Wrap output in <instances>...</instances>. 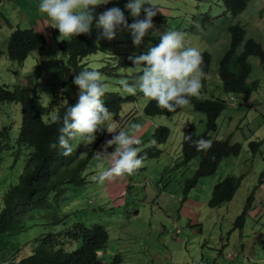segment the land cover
Returning <instances> with one entry per match:
<instances>
[{
  "label": "rangeland",
  "instance_id": "374dc122",
  "mask_svg": "<svg viewBox=\"0 0 264 264\" xmlns=\"http://www.w3.org/2000/svg\"><path fill=\"white\" fill-rule=\"evenodd\" d=\"M124 2L113 0L110 6L115 4L123 9ZM154 3L160 6L161 13L152 17L157 33L146 34L141 44L134 46L129 33L121 29L111 40L96 39L98 49L83 61L87 67L96 65L109 88L118 89L119 77L131 78L140 69L139 65H132L129 55H138L157 43L159 32L168 29L182 32L187 45L211 53L210 71L201 79L199 95L218 97L224 106L217 118V130L210 135L211 141L229 138L240 143L241 149L237 154L223 157L214 174L199 178L196 185L185 192L186 180L195 172L201 154L198 152L187 164L181 163L183 129L174 122L184 119L200 134L205 129L204 113L188 104L174 114L146 116L144 106L148 98L139 92L122 95L120 91L110 90L104 98L115 93L132 99L121 102L119 115L109 112L105 124L112 123L116 130H127L132 123H139L140 129L129 133L140 141L135 147L143 150L153 144L151 136L156 124L167 127L169 135L165 142L156 145L160 150L157 156L144 159L142 166L132 174L113 175L102 184L91 177L114 163L116 145L108 146L97 156L104 141L113 133L97 132L90 144L76 136V154L85 158L91 152L85 168L92 172L87 174L82 186L69 187L65 198L58 199L59 205H65L63 209L70 220L81 221L87 227L100 224L106 228L109 238L103 250L105 261L120 254L122 261L117 264H218L224 262L222 258L230 264H264V61L248 53L244 60L250 70L247 81L258 82L251 96L225 91L218 77L220 60H230L225 55L231 47L228 30L231 24L243 25L246 37L254 38L264 48V0H249L235 17L226 11L220 0H154ZM37 4L38 0L0 2V84L10 89L16 85L35 87L41 102L46 104L53 90L60 93V86L53 87L51 81L64 77L67 66L57 44L58 30L55 37L52 36L55 28L47 15L37 10ZM125 17L129 22L132 19L127 10ZM158 19L167 21L163 23ZM15 27L32 28L47 36V48L32 51L22 62L11 60L5 50L8 35ZM148 33H152V29ZM240 50L235 51L234 56ZM232 97L235 101H231ZM230 101L236 106H231ZM7 122L16 134L21 122L20 103L0 104V133ZM2 141L0 134V199L10 185L17 182L28 153L25 149L17 151V146L3 148ZM251 141L259 143L252 147ZM226 175L236 176L229 180L236 186L234 195L230 201L210 207L207 202L213 185ZM252 198L254 201L245 214L243 226H234L245 202ZM32 220L29 232L11 237L8 243L16 241L32 249L33 244L25 242L39 231L35 224L38 220ZM6 245L1 243L0 254L4 253Z\"/></svg>",
  "mask_w": 264,
  "mask_h": 264
},
{
  "label": "trees",
  "instance_id": "16d2710c",
  "mask_svg": "<svg viewBox=\"0 0 264 264\" xmlns=\"http://www.w3.org/2000/svg\"><path fill=\"white\" fill-rule=\"evenodd\" d=\"M220 2L226 11L235 17L246 7L248 0H220ZM105 7V5H97L96 10L101 11ZM228 29L231 47L225 57L230 60L225 58L220 60L218 77L225 91L248 95L257 87V82L252 84L246 82L250 70L244 60L247 58V53L261 56L262 47L253 38L245 37L243 25L234 23ZM55 33L56 29L52 36L55 37ZM96 35L97 30L93 29L89 35L78 34L57 41L59 50L65 58L67 78L64 76L57 81H51L52 86L55 88L60 86L61 91L58 94L53 90L46 104L41 102L35 87L16 85L10 89L5 84H0V104L5 101L18 102L21 110V122L16 134L12 131L10 123L3 125L0 133L3 148L17 146V151L22 149L28 151L25 167L19 174L17 182L11 184L0 199V245L7 243L4 253L0 254V264H117L122 261L120 254H115L108 262H105L103 254H98L105 249L109 238L103 225L93 224L87 227L81 221L70 220L69 214L64 212L65 205H59L58 202L60 197L65 198L64 194L69 187L82 186L86 183L87 174L92 172L85 168L91 152L85 158L76 154V136L69 141L72 151L67 155L63 154V149L59 146L52 149L48 147L49 142L54 141L58 135L57 129L60 124V120L53 117L61 116L65 106L73 103L76 98L78 89L71 82V74L87 67L83 59L98 49ZM46 37L32 28L15 27L8 35L6 55L11 60L22 62L32 51L47 48ZM241 46L240 53L234 56V52ZM201 55L202 69L205 71L209 67L210 56L207 52ZM131 99L130 96L122 98L115 93H109L106 98L102 97L109 112L116 115L120 114L121 102ZM192 104L197 110L206 114L205 129L202 133L196 134L191 124H187L183 128V135L187 133L191 134L192 139L204 137L210 141V133L216 130V118L223 108V103L220 99L214 98L194 99ZM144 113L146 116L169 114L167 110L157 108L155 101L150 99L144 106ZM152 135L156 144L160 145L167 139L169 129L157 126ZM210 142L211 146L200 153L195 172L187 178L185 192H189L200 177L213 174L222 157L237 154L241 149V144L230 143L229 139ZM250 144L256 147L257 142L252 141ZM159 151L154 145L146 147L141 152L146 159L157 156ZM199 151L201 150H197L182 137V164L189 163ZM230 177L236 176L227 175L214 184L207 202L210 207H218L223 201L229 200L233 188L236 187L232 181H229ZM249 208L248 201L243 211L236 217L234 226H243ZM32 219L38 220L35 224L39 231L25 242L31 243V246L33 244L34 247L27 249L16 241L9 244L8 240L11 237L30 231L29 225L33 223Z\"/></svg>",
  "mask_w": 264,
  "mask_h": 264
},
{
  "label": "clouds",
  "instance_id": "9594fccd",
  "mask_svg": "<svg viewBox=\"0 0 264 264\" xmlns=\"http://www.w3.org/2000/svg\"><path fill=\"white\" fill-rule=\"evenodd\" d=\"M112 1L113 0H38L37 10L41 13H45L51 22L50 25L58 30L57 40L77 36L78 34L89 35L93 29L98 30L96 36L97 40L100 38L111 40L116 36L117 32L123 29L129 33L131 43L134 46H138L141 44L146 34L153 35L157 33V29L153 25L152 17L155 16L157 12V14L161 13L159 12L160 6L155 5L154 0H125L123 9L115 4L110 6ZM97 5H105L106 7L101 11H97ZM125 10H127L128 16L132 17L130 22L125 17ZM141 12H143L142 15ZM158 20H161L163 23L167 21L166 19ZM149 29H152V33H148ZM244 34L246 37V31ZM242 46L239 48L242 49ZM261 47L262 55L257 57L264 61V48L262 44ZM203 52H207L209 56H211L208 50L200 51L197 47L187 45L182 32L175 29H168L159 32L158 42L149 46L146 51L138 55H129L128 59L131 61L132 65H139L140 69L139 72L131 78L126 75L119 77L116 81V84L119 85L118 89L109 88L103 81V77L97 70L96 65L81 68L79 72L71 74V82L78 89L76 98L73 103L65 106L61 116L53 117V119H59L60 124L57 129L58 135L54 141L49 142L48 147L52 149L59 146L63 149V154L67 155L72 151L69 141L74 136H79L82 141L90 144V142L95 139L96 133L104 130L108 133H113V135L111 138L104 141L101 150L97 152V156L108 146L116 145L114 149L116 154L115 160L110 167L101 169L96 175H93L91 179L98 184H102L113 175L122 173L132 174L142 166L144 154L141 152L142 150H140V148L134 146L138 145L140 141L129 133L139 130L141 125L139 123H132L127 130L124 128L116 130L112 123L105 124L109 118V110L104 104L102 97L110 90L120 91L122 95H136L137 92H139L144 97L155 101L157 108L165 109L169 114L179 112L182 107L188 104H191L192 107L195 108L192 104V100L194 99L206 100L218 98H208L199 95L201 79H204L205 76L208 75V71H210V67H207L205 71L202 69L203 57L201 53ZM64 78L67 77L65 76ZM246 82L252 84L257 81L248 82L246 79ZM257 88L258 82L254 90ZM254 90L245 96H251ZM247 100L249 99L247 98ZM220 101L222 100L220 99ZM231 101H235V98L232 97ZM231 101L229 102L230 105L236 106ZM177 108L179 109L175 111ZM169 114L163 113V115ZM204 115L206 118L205 113ZM174 123L181 130L189 124L186 123L184 119H179ZM157 126L160 125L156 124L154 128ZM152 136L151 139L153 140V144L149 146L157 145ZM228 139L229 138L220 140ZM183 140L194 145L197 150H201L199 151L200 153L211 146V138L210 141L204 137L192 139L191 134L186 133L183 135ZM214 140L219 141L217 139ZM229 142L232 143L230 139ZM254 142L259 143V141ZM138 153H140V155H138ZM224 178L225 176L219 181ZM233 195L234 194L231 195L229 201L232 199ZM253 201V198L249 200L250 208L247 211L251 210V203H253ZM247 202L248 201L245 202L244 206ZM229 253L231 252H228V254ZM99 254H103V251H99ZM198 264L204 263L199 262ZM218 264L229 263L227 259H225L224 262Z\"/></svg>",
  "mask_w": 264,
  "mask_h": 264
},
{
  "label": "crops",
  "instance_id": "0c3cea01",
  "mask_svg": "<svg viewBox=\"0 0 264 264\" xmlns=\"http://www.w3.org/2000/svg\"><path fill=\"white\" fill-rule=\"evenodd\" d=\"M222 261H224V259L222 258ZM229 263V262H228ZM230 264V263H229Z\"/></svg>",
  "mask_w": 264,
  "mask_h": 264
}]
</instances>
